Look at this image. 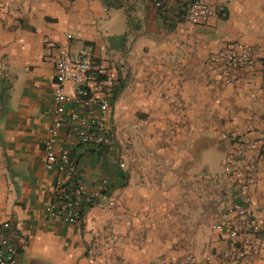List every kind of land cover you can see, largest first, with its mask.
<instances>
[{
  "label": "crops",
  "instance_id": "crops-1",
  "mask_svg": "<svg viewBox=\"0 0 264 264\" xmlns=\"http://www.w3.org/2000/svg\"><path fill=\"white\" fill-rule=\"evenodd\" d=\"M216 1L226 16L190 27L178 20L187 0H168L164 10L151 0H0V89L9 84L0 103V225L10 221L19 231L18 264H174L186 252L202 257L207 248L224 246L215 233L207 242L196 237L215 211L204 186L181 189L179 147L194 162L191 152L217 141L215 133L232 131L264 148V0ZM235 39L251 47L254 70L246 82L224 85L206 60ZM50 42L122 62L113 116L120 106L128 117L138 112L141 119L132 117L128 125L170 133L174 152L146 157L151 167L124 172L114 147L76 143L72 155L85 183L111 181L80 225L45 211L53 182L43 164L54 109L56 51ZM65 91L72 93L69 84ZM71 108L67 103L66 119ZM222 147L225 153L231 148L225 141ZM260 163L253 195L264 228ZM157 164L170 167L163 172ZM195 170L189 178L205 182L208 165ZM253 264H264V253Z\"/></svg>",
  "mask_w": 264,
  "mask_h": 264
},
{
  "label": "built area",
  "instance_id": "built-area-1",
  "mask_svg": "<svg viewBox=\"0 0 264 264\" xmlns=\"http://www.w3.org/2000/svg\"><path fill=\"white\" fill-rule=\"evenodd\" d=\"M151 1L158 10H164L168 3V0ZM225 16V6L216 0H187L178 20L191 27ZM49 45L56 51L54 109L44 143L43 164L53 175V182L45 211L63 222L80 225L87 210L104 195L111 181L101 178L88 186L71 149L76 143L100 148L117 145L113 98L122 78L115 62L97 58L84 47L72 51L68 45L56 42ZM206 66L224 85L244 83L254 70L252 49L239 39L224 41L209 55ZM67 84L71 86V94L65 91ZM67 103L72 108L66 119ZM220 138L231 146L224 155L223 170L234 193L214 213L210 227L224 246L207 248L200 259L187 253L182 264H250L263 249L264 228L253 195L262 149L256 141L245 140L232 131H224ZM253 152L257 156H252ZM18 238L19 231L10 221L0 225V264H18Z\"/></svg>",
  "mask_w": 264,
  "mask_h": 264
},
{
  "label": "rangeland",
  "instance_id": "rangeland-1",
  "mask_svg": "<svg viewBox=\"0 0 264 264\" xmlns=\"http://www.w3.org/2000/svg\"><path fill=\"white\" fill-rule=\"evenodd\" d=\"M116 63H118L120 76L122 78V72H125V69L123 68L124 65L122 62ZM120 96H118L114 100L116 106L118 105V101L121 100ZM115 113L116 114L114 116V119L116 121L115 132L117 137V145L114 147V154L112 156L119 169L127 172L131 166L133 171L136 170L138 172L141 171L143 167H151L150 164L148 165L144 163V159L146 157H169L170 155H173L174 152L170 149L169 144L170 133L148 132L143 130L142 126H138L136 122L135 125H128L129 122H133L132 117L134 120H139L141 119V116L138 114V112H136L135 114L131 112L130 117H128L126 115V106H124L123 108L122 106L118 107L117 110H115ZM223 132L224 131L215 133L213 138L217 141L198 148L196 152H191V154L194 155V162H190L188 160V156H186V153H188V149L186 147H181L182 143H180L179 147L180 158H183L180 159L177 169L180 177L181 189L187 190L193 189L195 187L201 188L204 186V189L208 190V193L210 194L209 203L211 205V209L215 212L220 211L222 207L231 200V194L229 193L230 196H228L227 190L232 189V185L223 170V158L225 155V151L222 145H224L225 140H222L220 138V135ZM181 134L182 133H180V136ZM225 142L227 143V141ZM261 149V152L264 156V148L261 147ZM263 161L264 159H261L260 162L262 163ZM204 164L208 165V178H205V182L204 178L203 180L202 178H200L199 180H191V178L189 177L193 175L192 172L196 171V167ZM156 166L158 168H162L163 172H165V168L163 167L169 168L170 164H157ZM215 212L211 214V218L208 224L206 223L199 227L198 235H196V237H198L202 242H207V240L213 234L210 227V221L213 218ZM263 250L264 245L258 257H260L262 253H264ZM186 253H193L197 259H200L202 255V253L200 254L199 251H189ZM186 253L180 255L177 260H174V264H182L183 257ZM253 262L254 261H252V263L250 264H253ZM165 264L173 263L171 261H165Z\"/></svg>",
  "mask_w": 264,
  "mask_h": 264
},
{
  "label": "trees",
  "instance_id": "trees-1",
  "mask_svg": "<svg viewBox=\"0 0 264 264\" xmlns=\"http://www.w3.org/2000/svg\"><path fill=\"white\" fill-rule=\"evenodd\" d=\"M112 6L120 7V5H118L116 3H113ZM1 83H2V80L0 79V84ZM8 87H9V84H7V83L1 85V89H0V103L4 102L6 95L8 96V93H7ZM120 90H121V85L119 86L118 90L116 91L114 97H116V95L119 93ZM105 149H107V148H105Z\"/></svg>",
  "mask_w": 264,
  "mask_h": 264
},
{
  "label": "water",
  "instance_id": "water-1",
  "mask_svg": "<svg viewBox=\"0 0 264 264\" xmlns=\"http://www.w3.org/2000/svg\"><path fill=\"white\" fill-rule=\"evenodd\" d=\"M199 174H201V175H204L205 174V172L202 170Z\"/></svg>",
  "mask_w": 264,
  "mask_h": 264
}]
</instances>
